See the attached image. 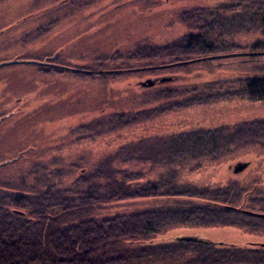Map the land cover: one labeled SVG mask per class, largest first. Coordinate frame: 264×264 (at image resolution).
<instances>
[{"label": "trees", "instance_id": "16d2710c", "mask_svg": "<svg viewBox=\"0 0 264 264\" xmlns=\"http://www.w3.org/2000/svg\"><path fill=\"white\" fill-rule=\"evenodd\" d=\"M188 13L193 14L197 24L185 21L192 29L187 36L165 46L145 45L129 53L127 59L163 61V65H150L157 70L160 66L178 69L222 56L240 57L244 60L241 64L264 57V42L242 46L233 41L243 34L264 36V0H229L217 7ZM141 54L144 55L139 57ZM112 58L119 62L110 67L103 63L105 68L92 64L84 69L104 68L112 71L110 75L104 74L113 77L143 72L133 66L124 68L129 63L127 59L121 62L116 55ZM39 69L68 72L61 66L49 69L39 66ZM253 71L255 75L234 76L226 81L220 77L199 87L191 84L193 78L171 77V81L164 83L170 87L159 90L148 107L139 104L138 110L84 119L80 125H70L69 134L63 138L52 140L53 134H49L51 140L39 155L35 137L32 147L22 150L6 164L0 163L2 172L5 167L31 161L16 180L0 177V264H264V247L260 245L240 249L204 240L203 243L175 241L133 246L150 241L176 225L232 226L264 233V192L237 184L225 188L181 185L177 173L188 166L195 170L205 160L216 162L232 152H227L230 147L264 148V120L241 123L236 129L228 126L193 129L122 141L91 169L83 167V158L65 164L63 157L56 158L53 151L72 146L67 143L74 135L78 139L73 143L94 144L101 138H115L117 132L137 127L138 122L148 124L161 113L198 106L195 102L202 98L209 103L235 98L264 100V69L257 66ZM137 89L144 93L150 88L138 86ZM6 118L4 114L3 124L10 120ZM118 163L145 164L149 171L163 170V173L154 181L142 183L144 172L122 170L117 168ZM157 197L172 204L95 218L106 205Z\"/></svg>", "mask_w": 264, "mask_h": 264}, {"label": "rangeland", "instance_id": "374dc122", "mask_svg": "<svg viewBox=\"0 0 264 264\" xmlns=\"http://www.w3.org/2000/svg\"><path fill=\"white\" fill-rule=\"evenodd\" d=\"M228 1L0 0V114L4 112L6 119L10 118L8 123L0 126V163L6 164L22 150L32 147L35 137L39 155L45 151V146L51 140L50 135L53 134L52 140L63 138L69 134L70 125H80L84 119L95 116L109 117L111 113L123 114L138 110L139 104L143 108L148 107L154 102V95L159 90L170 87L164 83L171 81V77L180 76L186 80L193 78L191 84L199 87L202 83L220 80V77L226 81L232 80L234 76L255 75L253 69L257 66L264 69V57L253 63L241 64L244 60L240 57L222 56L192 62L178 69L160 66L157 70H153L155 68L150 65H163V61L127 59L129 53H135L145 45L165 46L187 36L192 29L185 21L197 24L193 14L188 12L217 7ZM233 41L242 46H252L256 41L264 42V36L243 34L236 36ZM114 55L121 62L127 59L129 63L124 68L133 66L143 72L114 77L105 75H110L112 71L104 69V64L110 67L119 62L112 58ZM53 58V63L68 69V72H42L39 66L28 62L42 63L43 67ZM5 63L6 66L2 67L1 64ZM92 64L96 68L100 65L104 68L96 71L84 69ZM162 79L165 81L162 82ZM147 80L158 85L143 87L150 88L143 93L137 89L138 83ZM205 100L202 98V101L195 102L198 106L181 109V112L173 110L170 114L161 113L153 121L149 119L148 124L138 122L137 127L119 131L113 135L115 138L109 140L101 138L94 144L80 141L73 143L78 139L74 135L71 137L73 140L67 143L72 146L65 145L67 147L63 151L53 150L56 152L54 156L63 157L61 159L65 164L83 158V167L91 169L109 149H116L122 141L127 143L153 135L191 132L193 129L225 126L236 129L241 123L264 120V100L252 102L235 98L216 103ZM229 151L232 152L216 162H201L202 165L195 170L189 166L179 169L178 183L210 188L237 184L248 190L264 192V148L244 145L237 149L230 147ZM30 162L5 167L0 177L16 180L24 174ZM238 164H247V167L236 174L233 170ZM117 168L144 172L142 183L154 181L163 173V170L149 171L145 164L138 166L118 163ZM171 204L172 201L160 197L135 203H112L103 207L95 218L142 209L153 210ZM180 237L199 238L240 249L264 244V233L248 232L232 226L205 228L176 225L150 241L133 246L173 243Z\"/></svg>", "mask_w": 264, "mask_h": 264}, {"label": "water", "instance_id": "95a60500", "mask_svg": "<svg viewBox=\"0 0 264 264\" xmlns=\"http://www.w3.org/2000/svg\"><path fill=\"white\" fill-rule=\"evenodd\" d=\"M161 81L163 82V81H165V79L164 80L162 79ZM154 84H155L154 81L147 80V82L142 83L141 86L145 88L147 86L148 87L153 86ZM246 167H247V164H238V166H235L233 172L236 173V174H238V172L242 171ZM175 241L185 242V243H187V242H192V243H198L199 242V243H203L204 242V240H201L199 238H193V237H180V238H176ZM261 246L264 247V244L261 245Z\"/></svg>", "mask_w": 264, "mask_h": 264}, {"label": "flooded vegetation", "instance_id": "af4514ba", "mask_svg": "<svg viewBox=\"0 0 264 264\" xmlns=\"http://www.w3.org/2000/svg\"><path fill=\"white\" fill-rule=\"evenodd\" d=\"M0 35H1V33H0ZM51 59V58H50ZM29 63H32V64H34V65H36V66H42L43 64L42 63H33L32 61H28ZM46 62V61H45ZM53 62H55V60H54V58L52 59V60H50V61H48V62H46V64L43 66L44 68H49V67H59V65H57L56 63H53ZM7 63V62H6ZM6 63L5 64H1L2 65V67L3 66H6ZM8 64H16V63H9L8 62ZM164 80V79H163ZM142 83H145V82H141V83H138V85L139 86H141V84ZM156 83V82H155ZM4 112H3V115L2 114H0V126L3 124L2 122H3V119H1L3 116H4ZM2 121V122H1Z\"/></svg>", "mask_w": 264, "mask_h": 264}]
</instances>
